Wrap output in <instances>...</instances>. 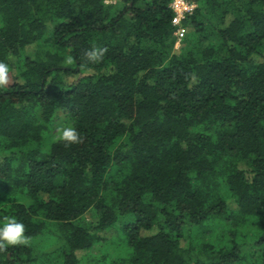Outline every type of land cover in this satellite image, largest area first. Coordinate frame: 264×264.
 Returning a JSON list of instances; mask_svg holds the SVG:
<instances>
[{"label": "trees", "instance_id": "16d2710c", "mask_svg": "<svg viewBox=\"0 0 264 264\" xmlns=\"http://www.w3.org/2000/svg\"><path fill=\"white\" fill-rule=\"evenodd\" d=\"M192 1L0 0V264H264V0Z\"/></svg>", "mask_w": 264, "mask_h": 264}, {"label": "rangeland", "instance_id": "374dc122", "mask_svg": "<svg viewBox=\"0 0 264 264\" xmlns=\"http://www.w3.org/2000/svg\"><path fill=\"white\" fill-rule=\"evenodd\" d=\"M184 29H185V26H184ZM185 35H186V30H184L182 32H178L175 34V37H174L175 50L180 49V47L182 45L183 38L185 37ZM8 81H10V80H8ZM61 130L62 129L60 127V124L57 123L55 126V129L53 130V133H52V134L55 133V138L60 137V135L62 134ZM237 165L239 166V168H241L245 171H248L250 169V167H248V165L245 161H238ZM228 203L230 205V209L236 210V203H235L233 198H229ZM2 205H4V204H1V206ZM85 217L91 221H94L97 219L95 212L93 210L87 212ZM230 228H231V225L230 224L227 225L226 229H230ZM240 230H241V226L239 229V234L241 233V235L238 237V239L241 241L240 247H241L242 251L246 254L245 257H248L249 255L259 254L261 252L260 247H258L257 244L254 243V241L252 240L254 235L249 232V229H248V232H247V229H245L247 232L245 234H242V231H240ZM252 230L254 232V229H252ZM217 231H218L217 233L214 231H211L210 237L211 238H214V237L217 238V236L223 231V229L218 228ZM190 233L191 232L188 233L187 241L184 243L185 247L189 246V244H190V241H191ZM246 234H248V237L245 239L244 237L246 236ZM120 235L121 234L113 235L112 237L109 238L110 240L107 241L106 243L100 242L98 244H95V246L92 247V249L89 251L79 252V255H82V256L87 255L89 257L88 259L87 258L81 259V262H85L87 260L88 264H96L95 261H97L99 258H102V257L104 258L106 255H107V257H117L118 255H120L121 254L120 252H122L123 249H125V244L120 246V244L118 243ZM108 236H109V234H108ZM33 241H34L33 243L39 247L38 249L40 251H42L43 249L45 250L46 247H48L46 245H48L47 242H49V241L46 242L45 239H42V237L38 238V239H34ZM243 241H244V243H243ZM120 248H123V249H120ZM105 249H108V250L105 251ZM42 255L41 256L39 255L40 258H42ZM42 259H43L42 264H55V259L51 258L50 255L47 254L46 252H45L44 257Z\"/></svg>", "mask_w": 264, "mask_h": 264}, {"label": "clouds", "instance_id": "9594fccd", "mask_svg": "<svg viewBox=\"0 0 264 264\" xmlns=\"http://www.w3.org/2000/svg\"><path fill=\"white\" fill-rule=\"evenodd\" d=\"M90 57L95 58V53H91ZM3 70L4 65H0V72H3ZM0 83H4V81L0 80ZM63 138L69 142L77 140V136L72 130H65ZM28 243L29 237L25 234V225L15 217L6 218V222L0 225V251L6 249L9 245H27Z\"/></svg>", "mask_w": 264, "mask_h": 264}, {"label": "built area", "instance_id": "2783aa9c", "mask_svg": "<svg viewBox=\"0 0 264 264\" xmlns=\"http://www.w3.org/2000/svg\"><path fill=\"white\" fill-rule=\"evenodd\" d=\"M117 1L105 0L106 3H116ZM170 6L175 12L174 23L179 27L176 33L184 31V20L194 13L197 4L192 0H172Z\"/></svg>", "mask_w": 264, "mask_h": 264}]
</instances>
